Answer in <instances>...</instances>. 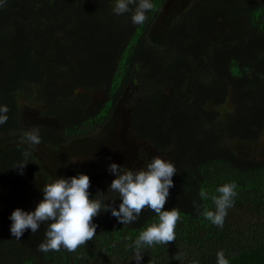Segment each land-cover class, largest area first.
<instances>
[{"label": "trees", "instance_id": "1", "mask_svg": "<svg viewBox=\"0 0 264 264\" xmlns=\"http://www.w3.org/2000/svg\"><path fill=\"white\" fill-rule=\"evenodd\" d=\"M165 1L151 0L137 25L132 11L113 12L116 0H0V106L9 109L0 125V264H136L131 245L159 222L148 208L126 225L102 208L96 235L75 252L38 251L48 224L17 240L9 219L17 208L35 211L51 180L37 153L25 156V133L35 127L45 147L60 148L109 127L120 107L125 120L128 105L133 131L170 151L177 173L163 209L180 213L175 241L143 246L141 264H217L220 251L229 264H264V160L227 143L252 144L264 129V1L190 0L159 46L147 35ZM229 85L235 111L225 124L216 108ZM25 105L40 107L38 121L25 119ZM87 176L89 199L119 210L108 190L115 176ZM228 183L236 196L221 228L202 213L215 211L211 197Z\"/></svg>", "mask_w": 264, "mask_h": 264}, {"label": "clouds", "instance_id": "2", "mask_svg": "<svg viewBox=\"0 0 264 264\" xmlns=\"http://www.w3.org/2000/svg\"><path fill=\"white\" fill-rule=\"evenodd\" d=\"M152 8L151 0H116L113 12L121 15L132 11V23L139 25L145 22L146 13ZM8 111L7 106H0V125L7 122ZM21 143L28 146L25 156L36 151L41 144L38 129L33 127L30 132L25 133ZM24 166L16 168L20 170V174H23ZM107 171L115 176L108 190L118 193L119 200L122 201L119 210L109 204H102L99 199H89V176L78 174L68 178H56L40 189L43 200L36 206L35 211L25 212L17 208L12 212L9 217L12 221L11 235L19 240L26 229L35 233L41 224L47 223L46 239L38 245L37 250L59 251L63 247L69 252H75L96 235L97 225L93 223V219L102 212V208L103 212L111 211V215L123 225L135 222L141 212L148 208L157 214L159 222L142 231L131 245L135 249L136 264H141L143 246L168 245L175 241V227L180 213L176 208L171 211L163 210L169 197V189L173 187L172 177L177 174L174 164L161 156H154L138 170L111 163ZM235 188V183L224 184L216 190L220 195L211 197L215 211L205 209L202 215L212 224L223 227L227 209L233 206ZM97 195L103 194L98 192ZM200 195L202 198L207 196L203 191ZM115 200L111 201L114 203ZM175 258L180 257L177 255ZM217 264H229L223 251L217 253Z\"/></svg>", "mask_w": 264, "mask_h": 264}, {"label": "flooded vegetation", "instance_id": "3", "mask_svg": "<svg viewBox=\"0 0 264 264\" xmlns=\"http://www.w3.org/2000/svg\"><path fill=\"white\" fill-rule=\"evenodd\" d=\"M259 1H264V0H259ZM231 88V92H233V89L231 85L228 86V90ZM234 96V95H233ZM232 96V97H233ZM130 100H132V95L131 93L129 94ZM232 98H230L229 101L226 100V102L223 104V106L217 107L216 111H218L220 117L219 119H222L225 122V118L227 117L228 114L233 113L235 111V105L233 104ZM131 103L133 101H130ZM129 102V103H130ZM211 103H207V106L205 108L211 109ZM132 109L131 105H128L127 107V112L125 113V123H124V144H128V150H129V156H130V165L126 164V161H123V163L118 160L121 155L120 151L121 148L113 147L112 151L115 152V156L109 155L106 156V158L101 154V160L106 159L105 161H102V165L98 166L97 163L100 159V153H102V150L107 142L110 140V129H107L105 126L102 128H99L95 133L91 134L89 137H94L97 138L96 141L94 142L93 147L96 145L97 147L94 149L97 150H87L86 153L92 152L93 158L92 160L86 162V164H81L79 169L73 168L72 170L69 171H76L79 172L80 174L87 175V173H105L108 172L107 168L111 163H115L121 167H126L132 170H138L142 168L147 162H149L152 157L154 156H161L166 160H169V157L173 155L170 151L168 150H162L158 149L157 147H154V144L149 142L146 137L144 136L145 139L139 138L138 134L133 131V123L129 121L131 120V115L130 111ZM215 109V108H214ZM225 124H227L225 122ZM263 134H264V129L262 130L261 135L259 136L258 140L252 144L248 143H239L236 140H229L227 143L228 145L232 148V150L236 153V155L240 157H245V158H254L256 157L257 160H264V155H261L263 153L264 148H261V143L263 140ZM94 138H87L89 141H93ZM84 142L83 139L77 140L73 142L72 144H65L62 145L60 148H52V147H45L42 143V147L46 148L48 151V157L51 159L50 164H45L48 165L49 167L54 169V172L57 170H60L61 168H65V163L64 162H69L71 158L74 157L76 152L82 148L83 146H86L85 144H82ZM116 145V144H115ZM241 146V147H239ZM111 149V148H110ZM38 150V149H37ZM34 151V153H38ZM119 153V156H118ZM147 153H149L147 155ZM139 155V157H138ZM39 156V155H38ZM88 154H86L84 157H87ZM43 165V164H41ZM100 168V169H99ZM44 171L49 174V170L45 167H43ZM109 173V172H108Z\"/></svg>", "mask_w": 264, "mask_h": 264}, {"label": "water", "instance_id": "4", "mask_svg": "<svg viewBox=\"0 0 264 264\" xmlns=\"http://www.w3.org/2000/svg\"><path fill=\"white\" fill-rule=\"evenodd\" d=\"M176 0H166L164 2V4L162 5L156 19L154 20V22L152 23L151 25V28L148 32V39L154 43V44H157V45H161L162 42H163V39H162V32L164 31L165 27L167 25H170L171 22H173L174 20H176L177 16L183 11L186 9V7L188 6L190 0H182L180 6H179V9L181 8L180 11H178L177 14L174 13V10H173V7L172 6L170 8L171 5H173L175 3ZM177 9V10H179ZM171 14V16L169 18H167L169 15ZM173 20V21H172ZM160 30V42L158 43L157 41H154L152 39V35L159 31ZM232 97V93H231V88H229V93L227 95V101L230 100V98ZM112 122L115 123L116 125V131L115 133L112 135H110V140L107 142L106 146L101 149L102 150V153H100V159L97 163L98 166H101L102 165V161H105V159L101 160V154H103V156L106 158V156H109L111 155L114 151H112L113 147H117V148H121V156L123 155V149L126 148V143L124 144V137H123V134H124V123H125V120H124V115L123 114H116V112L114 113V116L112 117V119L110 120V122H108L109 124H111ZM108 129V128H107ZM116 144V145H115ZM38 147H42V145L40 144ZM241 147V146H239ZM111 148V149H110ZM261 148H264V134H263V140H262V143H261ZM111 150V153L108 152L107 150ZM41 150H46V148H40L37 150V154L39 155L40 151ZM94 150H97V149H94ZM125 151L127 150L128 151V147L127 149H124ZM47 151V150H46ZM86 154H88L87 157H84ZM85 155H79L78 157H74L70 159L69 162H64L65 163V168H61L60 170H57L55 173L56 176H58V178H65V174L67 171L69 170H72L73 168L75 169H79L80 168V165L81 164H86V162L92 160L93 158V155H92V152H89V153H85ZM115 156V155H114ZM39 160L41 161V165L42 168L44 167V165L46 164V160L44 161L43 158L39 155ZM100 169V168H99ZM52 176V174H51Z\"/></svg>", "mask_w": 264, "mask_h": 264}, {"label": "rangeland", "instance_id": "5", "mask_svg": "<svg viewBox=\"0 0 264 264\" xmlns=\"http://www.w3.org/2000/svg\"><path fill=\"white\" fill-rule=\"evenodd\" d=\"M181 2H182V0H176L175 1V3L173 4V5H171L170 6V8L172 7V6H174L173 7V10H174V13L175 14H177L178 13V11H180L181 10V8L179 9V6H180V4H181ZM177 9H179V10H177ZM171 16V14L167 17V18H169ZM152 39L154 40V41H157L158 43L160 42V30L159 31H157V32H155L153 35H152ZM132 95V94H131ZM130 98V97H129ZM123 101H124V99H123ZM25 108H30L29 109V111H30V113H27L26 115H25V119H27V121L29 120V121H38L39 120V118L36 116V115H39V111H40V107L38 106V105H32V106H30V105H25ZM25 111H27L28 112V109H24ZM122 112H124V110L120 107L119 108V110H117L116 111V114H121ZM29 114L30 115H32V117H29V118H27L28 116H29ZM108 129H110V133L113 135L114 133H115V131H116V125H115V123L114 122H112L111 124H109V127H107ZM89 138H94V137H89ZM96 139L97 138H94V140L91 142V141H89V140H87V139H84V142H82V144H85L86 146H83L82 148H80L77 152H76V154H75V157H78L79 155L81 156V155H85V153L87 152V150H92V149H94V148H96L97 146L95 145L94 147H93V145L92 144H94V142L96 141ZM127 147H128V144H126V148H124V149H127ZM27 148H28V146H27ZM40 148H42V147H38L37 149H40ZM105 149V148H104ZM123 149V155L118 159V160H120L122 163H123V161H126V164L127 165H130V156H129V150L127 151H125ZM261 150H263V153H261V155H264V149H261ZM29 151H31L30 149H29ZM108 152H110L111 153V150H107ZM121 152L122 151H120V155H121ZM32 153H34V152H32ZM149 153H147V155H148ZM39 155L43 158V160L45 161H47L46 162V164H50V161H51V159L48 157V151H46V150H41L40 151V153H39ZM112 156H114L115 155V152H113L112 154H111ZM118 156H119V153H118ZM138 157H139V155H138ZM106 160V159H105ZM44 167L45 168H47L48 170H49V175L51 176V174H52V176L50 177L51 178V180H53V179H56V178H58V176H56V174L57 173H55L54 172V169L53 168H51V167H49L48 165H44ZM51 180H50V182H51ZM36 190H38L36 187H35V191Z\"/></svg>", "mask_w": 264, "mask_h": 264}]
</instances>
